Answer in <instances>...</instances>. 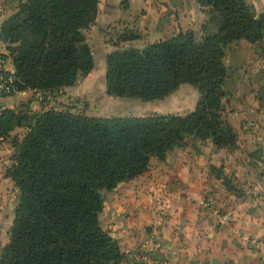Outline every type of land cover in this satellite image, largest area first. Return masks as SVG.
I'll use <instances>...</instances> for the list:
<instances>
[{
  "label": "trees",
  "instance_id": "obj_1",
  "mask_svg": "<svg viewBox=\"0 0 264 264\" xmlns=\"http://www.w3.org/2000/svg\"><path fill=\"white\" fill-rule=\"evenodd\" d=\"M5 1L18 3L0 36L13 59L19 91L53 92L93 70L85 30L96 22L100 0ZM197 1L211 14L202 37L180 32L106 58L109 95L161 100L189 83L201 95L194 110L110 117L56 108L33 111L25 105L4 110L5 136L16 127L27 132L14 141V164L7 171L19 200L0 264H121L120 244L100 219L105 192L144 173L151 158L164 161L189 136L211 139L217 147L236 145V133L223 115L226 48L239 39L261 40L264 12L257 14L247 0ZM210 25L214 31L208 32Z\"/></svg>",
  "mask_w": 264,
  "mask_h": 264
},
{
  "label": "crops",
  "instance_id": "obj_2",
  "mask_svg": "<svg viewBox=\"0 0 264 264\" xmlns=\"http://www.w3.org/2000/svg\"><path fill=\"white\" fill-rule=\"evenodd\" d=\"M255 6L257 14L264 12V0ZM206 9L197 0H100L96 22L85 30L94 68L74 85L59 89L60 99L88 92L104 105L123 104L126 99L106 91L107 55L143 49L180 32L201 33ZM17 10L15 6L9 15ZM5 19L1 14L0 35ZM123 35L133 38L124 40ZM248 53H237L247 61L232 67L239 75L232 78L231 94L226 91L224 101L223 115L236 133V145L217 147L211 139L189 136L164 161L151 158L144 173L109 192V213L104 207L100 219L120 244L121 264H153L138 258L141 253L166 264H264V53ZM0 59L15 71L1 36ZM54 92L25 90L0 101L6 108L17 110L21 103L40 111L48 109ZM200 96L193 85L181 84L166 97L169 114L194 110ZM26 132V127H16L0 141L2 205L11 204L13 190L19 193L7 171L14 164V141H22Z\"/></svg>",
  "mask_w": 264,
  "mask_h": 264
},
{
  "label": "rangeland",
  "instance_id": "obj_3",
  "mask_svg": "<svg viewBox=\"0 0 264 264\" xmlns=\"http://www.w3.org/2000/svg\"><path fill=\"white\" fill-rule=\"evenodd\" d=\"M247 1L251 5H253L254 8L256 9V6H255L256 3L260 2L261 0H247ZM15 6L16 8L18 7L17 2L1 0L0 1V15L3 14L7 18ZM206 14H207V19L205 20L202 26H204L211 18V14H209L207 11H206ZM209 31H214L211 25H210L208 32ZM204 34H205V30L202 29V32L198 33L197 35L198 37H202ZM250 43L246 41H240L239 39V40H235L229 43V45L226 48L225 62L228 67V78H227V83L225 84V87H226L225 91H228L227 93H229V95L231 94V89H232V84H231L232 78H234V81H235L237 79L236 76L239 75V74L237 75V72H235V70L234 71L232 70L234 68V65H240L241 62L246 63L247 61V60H242V58L237 57V55L242 54V52L246 54L247 51L249 52L248 54H251L252 56L254 55V53H261V52L264 53V37L259 41L250 42ZM9 64L10 63L8 62L7 65ZM244 67L246 66L243 65L242 68ZM98 69H99L98 72L100 73L101 68L99 66V61H98ZM79 79H83V77L82 78L80 77ZM238 80H239V77H238ZM262 82L264 85V80L260 81V83ZM100 90H101V84H100ZM58 91L59 90H55L51 98L47 100L48 109L56 108L60 110L72 111L75 113H86L92 116L94 115L133 116V115H147L151 113L169 114V107H170L169 97L164 99L162 102H157V103L155 102L156 104H148L151 102H147V101L145 102L140 99L122 98V99H126L123 101L124 102L123 104H121L122 102H120L119 104L110 103V104L104 105L101 100L95 99V97H93V95H91L88 92L87 93L85 92V95L83 96L79 95V96H73V97H66L61 100L60 99L61 94ZM197 92L200 93L198 90ZM262 95L264 96V89L262 91ZM224 101H225V98L223 99V109L226 107ZM144 103H147V104H144ZM20 107H22L21 103L16 106V109L18 110L20 109ZM109 192L111 191L105 192L106 200H105L104 207H106L107 213H109V210H108L109 209L108 206L110 202ZM11 196H12L11 204H5V205L0 204V257L3 253V249L5 245L9 242V239H10V230H11L13 219L15 216V209H16V206L19 200L18 190H13Z\"/></svg>",
  "mask_w": 264,
  "mask_h": 264
},
{
  "label": "built area",
  "instance_id": "obj_4",
  "mask_svg": "<svg viewBox=\"0 0 264 264\" xmlns=\"http://www.w3.org/2000/svg\"><path fill=\"white\" fill-rule=\"evenodd\" d=\"M17 77L14 71H11L5 67V60L0 59V99L13 96L19 93V89L16 85ZM6 109V105L0 101V123L1 117ZM5 134L3 133L0 126V141L5 139ZM138 258L143 261L152 262L153 264H166L164 261L158 258H153L149 254L141 253L137 255Z\"/></svg>",
  "mask_w": 264,
  "mask_h": 264
},
{
  "label": "water",
  "instance_id": "obj_5",
  "mask_svg": "<svg viewBox=\"0 0 264 264\" xmlns=\"http://www.w3.org/2000/svg\"><path fill=\"white\" fill-rule=\"evenodd\" d=\"M22 5H24V3Z\"/></svg>",
  "mask_w": 264,
  "mask_h": 264
}]
</instances>
